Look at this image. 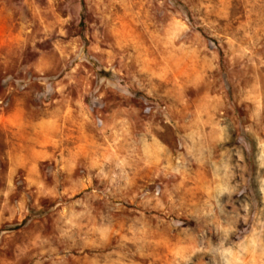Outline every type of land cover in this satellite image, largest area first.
I'll return each instance as SVG.
<instances>
[{
	"label": "rangeland",
	"instance_id": "rangeland-1",
	"mask_svg": "<svg viewBox=\"0 0 264 264\" xmlns=\"http://www.w3.org/2000/svg\"><path fill=\"white\" fill-rule=\"evenodd\" d=\"M0 264H264V0H0Z\"/></svg>",
	"mask_w": 264,
	"mask_h": 264
}]
</instances>
